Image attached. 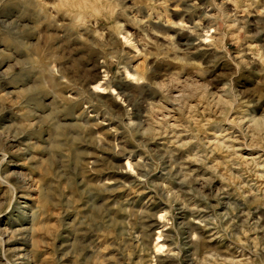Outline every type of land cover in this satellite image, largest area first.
Here are the masks:
<instances>
[{
	"label": "rangeland",
	"instance_id": "rangeland-1",
	"mask_svg": "<svg viewBox=\"0 0 264 264\" xmlns=\"http://www.w3.org/2000/svg\"><path fill=\"white\" fill-rule=\"evenodd\" d=\"M0 264H264V0H0Z\"/></svg>",
	"mask_w": 264,
	"mask_h": 264
},
{
	"label": "bare ground",
	"instance_id": "bare-ground-1",
	"mask_svg": "<svg viewBox=\"0 0 264 264\" xmlns=\"http://www.w3.org/2000/svg\"><path fill=\"white\" fill-rule=\"evenodd\" d=\"M22 258H23V257L20 255V256H19V259L22 260Z\"/></svg>",
	"mask_w": 264,
	"mask_h": 264
}]
</instances>
